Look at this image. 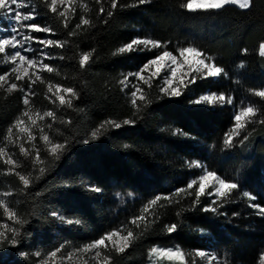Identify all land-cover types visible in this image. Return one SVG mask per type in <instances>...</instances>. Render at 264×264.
Returning <instances> with one entry per match:
<instances>
[{
	"label": "trees",
	"instance_id": "16d2710c",
	"mask_svg": "<svg viewBox=\"0 0 264 264\" xmlns=\"http://www.w3.org/2000/svg\"><path fill=\"white\" fill-rule=\"evenodd\" d=\"M102 2L106 9L103 15L97 0H71L67 28L64 18L38 4L44 13L40 24L54 29L53 40L66 43L63 48H48L52 59L47 63L54 71H45L43 80L33 84L29 105L55 113V119L43 122L44 133L51 144L64 147L55 159L39 139V160L37 150L24 155L13 147L18 163L11 172L8 169L12 166L0 158V190L9 193L8 204L23 222L11 220V228L19 229V243L0 246V264H37L40 257L57 248L68 253L121 228L125 234L134 233L129 246L124 252L110 245L102 248L104 259L99 264H147L154 244H177L186 253L210 251L224 258L225 264H257L264 252V216L248 204L264 205V124H247L232 147L225 146L224 139L232 131L234 115L242 104L262 109L252 119L264 118V100L253 94L264 90V58L258 54L264 42V0H251L248 9L229 5L219 11L196 13L181 8L183 0H148L144 4L118 0L116 9H110V0ZM81 17L91 23L77 29ZM71 31L75 34L69 35ZM134 38L157 40L171 51L196 47L224 68L227 76L197 79L187 88L181 86L178 97L161 92V79L153 77L142 85L147 103L137 99V111L131 104L130 89L120 80L163 49L114 54ZM84 53H90L91 59L81 68L79 60ZM5 70L0 66V74ZM48 84L72 87L77 93L70 97L72 106L48 99ZM210 92L232 96L234 104L189 103ZM23 98L19 87L11 91L0 87V147L9 144L5 136L25 108ZM125 119L134 124L123 125ZM107 120L122 126H106L92 139L91 132ZM177 129L186 135L175 134ZM84 139L90 142L84 144ZM192 162L239 183V189L232 193L234 200L218 201L217 207L224 204L218 212L227 215L203 211L217 199L215 196L205 194L193 203L203 168ZM18 174L26 175L27 186ZM192 180L197 184L187 189ZM92 187L101 191H92ZM243 191L256 195L257 200L244 198ZM156 196L161 199L149 206ZM145 206H149L147 212ZM53 211L80 223H63L51 216ZM140 216L144 218L131 223ZM171 224L178 227L170 234L166 226ZM187 259L191 264L192 258ZM195 259L196 264H208Z\"/></svg>",
	"mask_w": 264,
	"mask_h": 264
},
{
	"label": "snow or ice",
	"instance_id": "6c2138e0",
	"mask_svg": "<svg viewBox=\"0 0 264 264\" xmlns=\"http://www.w3.org/2000/svg\"><path fill=\"white\" fill-rule=\"evenodd\" d=\"M139 4L147 3L148 0H137ZM66 0H0V18L3 20H7L10 22V26L6 28L4 31L8 34L5 35L0 33V58L4 63H8L13 65L8 72L4 74H0V87H3L4 84L8 83V77L12 74L15 75L16 81L28 79L29 88L26 91L23 88H20V91L25 92V96L23 98V103L27 106L29 105L28 95L31 93V84L35 83L33 80V76H35L36 80H40L41 77L36 71H33L30 75L29 69H41L46 70L51 73L54 71L53 67L49 64L44 63V60L52 59V56L45 52L44 49L48 47H60L63 48L66 41H58L53 39L41 38L38 36H33L31 33H44L45 36L55 35V31L52 27L47 24L40 23H28L29 21H34L39 19L44 13L37 10L38 4L43 5V7L47 8L49 12L57 15L58 17H62L63 25L65 28L68 27V21L66 13L68 12V8L65 7L63 10H58V5H64ZM97 3L101 4L99 8V13L103 15L106 11L103 6L102 0H97ZM118 5V0H110V9H116ZM235 5L240 9H248L251 7V0H183L180 3V7L185 9L190 13L196 12H211V11H219L225 9L226 6ZM127 6V5H125ZM86 8V6H84ZM28 8L29 11L25 12L22 9ZM107 14L109 16L112 15V11L108 10ZM107 21H105L106 23ZM90 19L86 17H81L80 23L76 25V28L79 29L82 25H90ZM75 31L69 32V35H74ZM33 44L41 45L39 49L34 48ZM163 49L153 58L149 59L146 63H144L137 71L130 72L127 74H123V79L120 80V83L127 87V82L129 81V77H134L138 81H143L144 83H148L153 77H158L160 71L169 67V75L163 77L164 87L161 88V92L173 96L178 97L182 93L180 91L181 86L187 88L189 84H195L197 79H209V78H219L222 75L227 76V73L224 68L217 66L215 63L208 61V59L204 56L203 51L198 50L196 47L187 46V47H179L176 49V53L173 51L167 50V46L163 45L161 42L150 39V38H134L130 42L122 45L117 49V52L114 54H130L133 52H140L144 50H152V49ZM247 51V50H245ZM29 53H36V55H28ZM258 54L260 57L264 58V43L259 45ZM194 58V60L190 59ZM65 57L60 56V59L63 60ZM91 59L90 53L82 54L79 64L80 67L83 68ZM26 65V66H25ZM243 65H241L242 67ZM155 68V71H153ZM151 73V75L145 76V73ZM178 73L179 79H178ZM175 84L174 82L177 81ZM150 86V85H149ZM17 83H10L8 87V91L13 89H17ZM56 93H66L70 97L77 96V93L74 91L72 87H64L62 88L60 85H56ZM133 89L130 92L132 97L131 104L137 111H139L140 105L137 104V99L141 101V103H147L146 97L143 93V89L141 87H135L133 85ZM52 90V85H49V91ZM139 94V96H138ZM256 97L264 100V90H257L253 93ZM59 103L64 105L67 103L69 107H71V99L68 101L65 100L64 95H59L58 97ZM189 103L194 105L207 104L209 106H223L224 104L233 105L234 98L232 96H227L224 93H215L210 92L206 94L200 95L196 99H192ZM262 109L258 106H254L253 104H248L247 106H242L239 108L238 112L234 115V127L231 132L227 133L224 139V145L227 147H232L234 144V138L240 135V132L246 129L247 124L250 123H262L264 124V118L259 120H255L252 118L257 117V113L261 112ZM31 109H27L22 113V117H29ZM39 114V113H38ZM44 116L53 117L55 119V113L53 111H47L41 115V119ZM18 118L13 126L9 127L7 130V134L5 136V140L8 143H14L13 139V128H16L18 132H28L29 130L24 125L23 118ZM32 123H35V120H32ZM134 124V121L131 119L123 120V125ZM106 126H111L114 129H119L122 125L120 122L115 120H107L101 123L95 130L91 132V138L97 139L102 131L106 129ZM50 128L51 125L49 124ZM41 139L50 143L49 136L43 134V130H41ZM175 134L186 135L185 132L181 129H177ZM16 139H19L17 136ZM28 140H35V136H32L30 133L28 135ZM244 140L247 139V136H244ZM90 141L88 139H84L82 143L88 144ZM239 142H243L242 140ZM63 145L59 143H52L51 154L55 159L60 158V152L63 150ZM19 152L24 155H28L27 150L23 145L20 146ZM6 157L3 162L6 165L12 166L8 169L9 172L13 171L18 161H16L13 157L14 154H9L6 151V147H0V158ZM36 159L39 160V150H37ZM195 167L204 168L202 164L199 162H192ZM41 173L45 171L44 168L39 170ZM19 179L23 182L25 186L29 184V180L26 175L18 174ZM197 184L196 180L191 181L187 185V189H193ZM213 189L208 192L207 189ZM239 189V183L234 181H229L225 178H221L217 175L215 171L204 168L203 174L199 176V186L195 190V200L194 204L200 200L202 195L207 194L209 197L215 196L217 199L211 200L209 206H205L203 208L204 212H213L218 213L219 215H227L224 212H218V207H223L224 204L220 203L217 207L218 201L225 200H234L232 193L233 190ZM92 191L99 192L101 189L98 187H92ZM184 191L183 189L177 190ZM8 195L9 193H4ZM240 194V193H238ZM242 196L247 198L249 201L257 200V196L250 194L248 191H243ZM161 199L160 196H156L149 202L150 205H155L157 201ZM164 199H169V197H164ZM145 206L144 212L148 211V207ZM248 207L257 211L258 215L264 216V205L259 203H249ZM0 208H3V211L7 213V218L9 220H15L16 223L22 225V221L17 218V212L11 210L10 207L6 204L5 201L0 200ZM233 215H238V213H233ZM51 216L66 223L68 225L79 224V220H73L70 218H66L64 215L53 211ZM143 216L134 217L131 220V223L135 224L138 219H143ZM176 224H171L166 226V230L168 233L175 232L177 230ZM0 228H3L4 231H0V246L5 243H10L12 246H16L19 243L18 236L20 235L19 229L10 228L8 224L0 225ZM11 232V236L7 234ZM124 229L121 228L119 230H113L104 234L99 239L92 241L91 243L85 245L83 248L76 249L77 252H88L91 250H96L94 252V257H100L102 248H107L108 244L115 245L114 238L119 237L121 241H123L122 245L116 247V251L124 252L125 249L129 246L131 239L134 237V233L132 231H127L126 235H121ZM106 241L108 243H106ZM61 251L60 248H57L51 251L48 255L52 258L57 256V253ZM21 256L27 257V253L21 252ZM37 257L41 254L39 252L35 253ZM72 254L69 253V256ZM153 257L166 258L169 262H176V264H189V260L187 258L191 257V264H196V257L207 260L208 264H212L213 261H216L219 264V257L216 254L207 253L203 250H195L194 252H184L181 248H158L153 247L149 250V258ZM108 258L105 257V260ZM99 264V262H98ZM260 264H264V254H261Z\"/></svg>",
	"mask_w": 264,
	"mask_h": 264
},
{
	"label": "rangeland",
	"instance_id": "374dc122",
	"mask_svg": "<svg viewBox=\"0 0 264 264\" xmlns=\"http://www.w3.org/2000/svg\"><path fill=\"white\" fill-rule=\"evenodd\" d=\"M70 2H71V0H66V3L64 5H58V8L59 7H62V9L65 8V7L68 8L70 6ZM37 10L40 11L39 5L37 6ZM22 11L27 12V11H29V9L28 8H25V9H22ZM39 20H40V18L37 19V20H34V21H29L28 23H40ZM9 26H10V22L9 21L3 20L2 18H0V33H3L5 35H7L8 33L5 32L4 30L6 28H8ZM31 34L33 36H38V37H41V38L53 39L51 36H45L44 33H35V32H33ZM262 43H264V42H262ZM33 47L39 49L42 46L41 45H38V44H33ZM48 48H45L44 49V51L47 52V53H48ZM169 51H171V50H169ZM173 52H174V54L176 53V51H173ZM28 55H36V53H29ZM190 59L194 60V58H191V57H190ZM47 60H44V63L48 64L47 63ZM208 61H210V60L208 59ZM0 66H3L6 69L5 72H8L12 67H14L11 64L4 63L2 61V58H0ZM171 66L172 65L169 64L168 67H166L165 69H163V70L160 71V74H159L158 77L161 79L162 87H164L163 77L169 75V67H171ZM33 71H36L39 74V76L41 77L40 80H36L35 79V76H33L32 78H33V80H35V83H38L39 81H42L43 80L44 72L46 70L29 69L30 75H31V73ZM153 71H155V68H153ZM149 75H151L150 72L149 73H145L146 78ZM179 75L180 74L178 73V79H179ZM178 79H177V81L174 82V86H175V84L178 83ZM10 83H17V85H18L19 88H23L26 91L29 88V87L28 88L26 87L27 84L29 86V83H28V79L27 78H25L24 80H21V81H16L14 74H12V75H10L8 77V83L4 84L3 87H5L6 89H8ZM35 83H32L31 84V88L33 87V84H35ZM143 84H144L143 81H138L134 77H129V81L127 82V85H128V88L130 89V92L132 90H134L133 89V85H135V87H141L142 88V85ZM49 85L50 84L47 85L48 92L45 94V96L48 99H50L52 101H56L58 103H59V100H58L57 97L59 95H64L66 101L68 99H70V96L68 94H66V93H63V92L56 93V88H55L56 85H52V90L49 91ZM22 93H23V96H25V92L22 91ZM32 94L33 93L31 91V93L28 95V99H29V96L32 95ZM138 96H139V94H138ZM27 109H31V112H30L31 119H29V117H22V114L19 116V118H21V117L23 118V120H24L25 123H24V125L22 127L27 128L29 131L28 132H18L16 128H13V139H14V143H9V144H6L5 146H3V147H6L7 153L14 154V157H13L14 159H15V152H16V150L13 147H16V148L19 149L20 146L23 145L27 151H34L35 152L37 150L38 140L39 139L42 140L41 139V134H42L41 133V130H43V134L44 135H47L46 133H44L43 122L45 121V119H47L49 117L44 116L43 119H41L40 117H41V115H43V113H45V112H47L49 110H45L40 105H36V104H34V105H27V106L25 105V108H24L23 112L25 110H27ZM32 120H35V123L34 124L32 123ZM29 133L32 136H35V140H28L27 139ZM17 136L19 137V139H16ZM44 143L51 149V147H52L51 141H50V143H46V142H44ZM5 158L6 157H4L2 159L4 160ZM203 171H204V168H203ZM203 171H202V174H203ZM209 189L211 191L213 190L211 188H209ZM4 193H8V192L5 191V190H0V200L5 201L6 204L9 206V204H8V195H5ZM2 224H8L9 227L11 228V220H9L7 218V213H5L3 211V208H0V225H2ZM0 231H4V229L3 228H0ZM7 234L9 235V232ZM121 235H126V234L123 233V232H121ZM114 240L116 242L115 245H113V244H108V245L113 246V247H117V246L122 245V243H123V241H121L119 239V237L114 238ZM106 243H108V242L106 241ZM84 246H82L81 248H83ZM153 247L164 248V249H166V248H175V247H179L180 248V246L177 245V244H171V245L154 244L152 246V248ZM75 250L70 251L68 253L58 252L57 253V256L55 258L50 257L48 255L49 254L48 253V254L43 255L42 257H40L37 264H91L92 262L95 263V262H98V261H102L104 259L103 258V253H102V249H100V251L102 253L100 257H94V252L96 250H91V251H88V252H82V251L81 252H77ZM203 251H205V250H203ZM205 252L211 253L210 251H205ZM69 253H71L72 255L69 256ZM262 254H264V252H262ZM147 264H176V262H169L166 258H160V257H153L152 259H150L149 258V252H148V262H147ZM212 264H217V262L216 261H213ZM219 264H225L224 258L219 257ZM257 264H260V259H259V262Z\"/></svg>",
	"mask_w": 264,
	"mask_h": 264
}]
</instances>
